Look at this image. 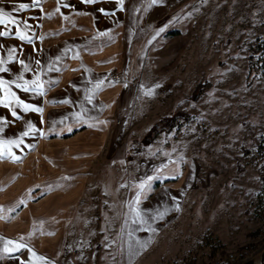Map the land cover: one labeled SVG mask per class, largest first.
<instances>
[{
    "label": "rangeland",
    "instance_id": "374dc122",
    "mask_svg": "<svg viewBox=\"0 0 264 264\" xmlns=\"http://www.w3.org/2000/svg\"><path fill=\"white\" fill-rule=\"evenodd\" d=\"M122 1L137 25L148 22L130 105L116 131L96 129L98 154L84 170L91 180L79 201L37 186L14 198V156L3 149L2 236L23 238L44 264H264V66L251 56L264 38V0ZM14 2L0 0L17 21L0 25L9 32L0 37L7 69L0 80L13 93L14 27L39 37L44 30L39 9L32 25ZM249 61L257 70L250 82ZM203 81L209 86L198 95ZM0 119L7 121L0 136L10 139L14 117L3 104ZM185 167L191 181L176 213L163 200L157 224L131 214L152 171ZM150 226L157 231L146 232Z\"/></svg>",
    "mask_w": 264,
    "mask_h": 264
},
{
    "label": "crops",
    "instance_id": "0c3cea01",
    "mask_svg": "<svg viewBox=\"0 0 264 264\" xmlns=\"http://www.w3.org/2000/svg\"><path fill=\"white\" fill-rule=\"evenodd\" d=\"M14 3L18 10L20 4L28 6L23 9L26 14L23 19L32 25L38 24L35 10L39 9L44 29L39 37L35 33L30 36V31L26 35L27 31L14 27L15 96L23 103L43 109L42 113L24 112L14 105L20 117L14 118V133H8L10 139L0 136V153L4 156L5 149L17 158L14 160V198L19 192L37 186L42 193H50L51 198L79 201L91 180L84 170L93 169L90 162L98 154L99 131L96 129L111 126V130L116 131L120 123L117 118L134 96L132 71L139 59L144 42L142 32L148 22L137 25L127 15L122 0H93L92 3L16 0ZM17 30L30 42L20 40ZM21 62L29 66L27 72ZM110 69L119 74L114 82L105 80V73ZM21 73L27 76L17 80ZM37 75L44 86V95L16 87L25 81L31 83ZM2 91L0 89V94ZM29 122L36 131L23 136ZM7 141L22 143L8 144ZM55 170L58 173L52 174ZM190 176V168L186 167L173 173L163 168L155 169L140 187L139 191L146 196L131 214L140 220H155L157 224L164 214L163 200L168 201L169 211L172 209L176 213L179 208L175 203H180L187 191ZM168 183L172 185L167 186ZM37 192L33 190L34 194ZM157 218L160 220L156 221ZM146 230L157 231L152 226ZM2 235L0 232V264H44L38 259L42 258L39 249L29 251L19 237L4 238ZM143 239L147 241L150 236H142ZM6 241L13 244L7 245ZM16 244L22 247L11 250ZM5 247L10 251L5 252Z\"/></svg>",
    "mask_w": 264,
    "mask_h": 264
},
{
    "label": "snow or ice",
    "instance_id": "6c2138e0",
    "mask_svg": "<svg viewBox=\"0 0 264 264\" xmlns=\"http://www.w3.org/2000/svg\"><path fill=\"white\" fill-rule=\"evenodd\" d=\"M84 2L92 3L93 0H84ZM152 3H157V0H152ZM27 7L28 6L25 4L19 5L20 10H23ZM57 11H59V9H57ZM5 22L11 23L13 25L17 24L16 20H14L10 16L6 15L3 11H0V25L5 24ZM24 27L27 28L29 26L27 24H25ZM8 35H9V32L0 31V37H6ZM16 36L22 41L30 42L29 38L27 36H25L23 33H21L19 30L16 31ZM15 51L16 50L14 48L8 50L9 59L12 58V55ZM4 63H6V61H0V73L7 71V69L2 66ZM38 63H39V61H37V64ZM21 65L23 67L24 72H27L29 70L28 65L23 64V62H21ZM22 79H23V73H21V75L17 77V80H22ZM12 83H15V81H13ZM8 84H9L8 81L0 80V89H3L5 92V99L0 100V104H3V106L5 108H8L14 118L20 119V117L17 116L16 112L13 111L11 107H9L10 104H14L15 106L19 107L24 112H37V113L43 112V109L29 105V104H26V103H23L21 100L16 98L15 93L11 92L10 88L8 87ZM16 87L22 89L25 92L31 91V92H35L37 95H40V96L44 95V86L40 82L39 75H37L36 78L33 81H31V83H29L28 81H25L23 84H16ZM148 94L151 95V93H148ZM64 103H68V101H64ZM6 123H7V121L0 119V125H5ZM27 129H28V131H25L23 133V136H27V135H29L30 132L36 131V129L33 127V125L30 122L27 124ZM2 130H3V128L0 127V131H2ZM6 143L18 144V143H22V141H7ZM2 155H3V153H0V156H2ZM9 155L11 156L10 152H9ZM12 159L15 160L17 158L12 157ZM21 203H23V201H21ZM21 239H23V238H21ZM5 243L7 245L13 244L12 241H6ZM19 247H22V245L16 244V245H14V248L11 250H15V248H19ZM4 251L7 252V251H10V249L5 247ZM29 251H31V249H29ZM33 255H35V253H33ZM38 259H42V258H38Z\"/></svg>",
    "mask_w": 264,
    "mask_h": 264
},
{
    "label": "trees",
    "instance_id": "16d2710c",
    "mask_svg": "<svg viewBox=\"0 0 264 264\" xmlns=\"http://www.w3.org/2000/svg\"><path fill=\"white\" fill-rule=\"evenodd\" d=\"M264 54V38L260 41V43H258L256 45V49H251V56H257V62L256 64H258V67H263L264 66V57H261ZM257 74V70H256V65L255 63L249 61L248 62V75H247V79L248 82L251 81L252 78L255 77V75ZM209 86V84L206 81H203L202 83H199L195 86L194 91L196 93H198V95H200L205 88H207ZM186 119L189 118L188 115H185Z\"/></svg>",
    "mask_w": 264,
    "mask_h": 264
},
{
    "label": "built area",
    "instance_id": "2783aa9c",
    "mask_svg": "<svg viewBox=\"0 0 264 264\" xmlns=\"http://www.w3.org/2000/svg\"><path fill=\"white\" fill-rule=\"evenodd\" d=\"M119 78V74L115 70H108L105 73V80L109 82H114Z\"/></svg>",
    "mask_w": 264,
    "mask_h": 264
}]
</instances>
